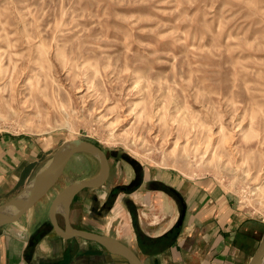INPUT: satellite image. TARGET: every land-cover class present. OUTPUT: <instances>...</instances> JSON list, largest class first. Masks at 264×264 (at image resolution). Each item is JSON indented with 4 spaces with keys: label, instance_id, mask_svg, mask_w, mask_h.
Listing matches in <instances>:
<instances>
[{
    "label": "rangeland",
    "instance_id": "rangeland-1",
    "mask_svg": "<svg viewBox=\"0 0 264 264\" xmlns=\"http://www.w3.org/2000/svg\"><path fill=\"white\" fill-rule=\"evenodd\" d=\"M11 137L45 141L49 157L72 139L100 145L120 175L101 207L119 196L140 240L142 210L159 221L150 210L164 206L176 228L185 207L192 233L215 206L242 229L236 264L248 262L264 238V0H0V139ZM87 159L52 194L100 170Z\"/></svg>",
    "mask_w": 264,
    "mask_h": 264
},
{
    "label": "crops",
    "instance_id": "crops-1",
    "mask_svg": "<svg viewBox=\"0 0 264 264\" xmlns=\"http://www.w3.org/2000/svg\"><path fill=\"white\" fill-rule=\"evenodd\" d=\"M49 149L45 141L36 138L21 137L12 139L11 137L8 140L5 138L0 139V204L8 202L21 193L28 187L37 173L51 162L56 153L49 157V154H47ZM79 155L84 156L86 159L93 156L88 153H77L70 159L66 168L71 160ZM99 171L94 175L66 183L55 194H52L51 189L18 221L0 227V264H130L126 258L112 253L96 241L79 236L70 238L61 236L51 222L50 208L57 193L71 183L95 177ZM64 173L56 185L63 181ZM111 177L112 164L110 162V176L108 179ZM119 178L120 175L116 172L111 180L112 187L120 184L117 181ZM105 186L104 184L102 187L84 188L76 193L70 203L67 215L61 206L57 212V219L61 228L64 230L68 227L71 229H85L115 237L131 247L144 264H207V260L200 258L201 254L212 249L220 250L222 247L224 249V246L227 247L229 254L235 255V259L227 263L236 264L239 261L236 256L241 252L240 244H234V242L237 238L236 233L242 231V229L234 227L233 231H230L231 226L225 227L221 223V218L217 219L219 214L216 213L215 206L210 209L211 213L202 219L205 223L210 220L207 225L203 226L201 224L204 223L201 222L199 224L200 228L192 230H196L194 231L196 233H191L189 231L195 225L190 222V230L187 232L184 224V230L182 232L179 230L176 238L168 246L167 240L163 236L172 230L173 223L169 226L163 223L167 213L164 206L158 205L157 208V205H155L156 209L150 210L151 213L155 214L154 217H162L159 221H155L151 215L150 219H145L143 213L146 211H141L140 216L146 222V226L143 225L144 223L142 226L140 225L145 236V240L142 241L136 233V226L132 222L131 210L121 207L119 196L114 198L112 205L106 204L104 208L101 207L103 202L106 201L105 198L110 197L112 193L108 190L99 191L100 188H105ZM157 190L161 191V188ZM194 202L195 204L198 203L197 194L191 200L192 204ZM147 203L151 206L152 199L149 198ZM206 208L209 207L206 206ZM124 211L128 213L130 221L123 222L121 220L122 222H119L118 220ZM106 218H109V220L104 221L103 219ZM238 225L240 226L239 223ZM146 227L147 229H145ZM146 238L159 239L156 244L162 246L156 251L154 250V254L147 253L153 241L147 242ZM245 247L246 245L242 246L243 253H245ZM227 263L224 262L223 264Z\"/></svg>",
    "mask_w": 264,
    "mask_h": 264
},
{
    "label": "water",
    "instance_id": "water-1",
    "mask_svg": "<svg viewBox=\"0 0 264 264\" xmlns=\"http://www.w3.org/2000/svg\"><path fill=\"white\" fill-rule=\"evenodd\" d=\"M77 153H88L97 158L100 162V171L95 177L71 183L57 193L50 208V219L54 228L65 238L79 236L84 239L96 241L112 253L126 258L130 264H144L139 255L131 247L115 237L85 229H71L68 227L64 230L58 223L57 212L61 201L65 200L64 212L67 215L70 203L76 193L84 188L100 187L107 182L110 176V161L106 151L100 145L86 139H72L67 141L56 152L51 162L45 165L42 170L37 173L28 187L8 202L0 204V227L18 221L31 207L46 196L50 190L54 188L64 173L70 159ZM172 191L176 190L172 188ZM24 192H26V195L21 197ZM176 194L179 195L178 192ZM13 206H17V210L14 213H5L2 211V209L11 208ZM185 213L186 208L184 207L182 209V215L179 217V220L175 225L177 228V234L182 226ZM263 259L264 238L254 255L246 264H263Z\"/></svg>",
    "mask_w": 264,
    "mask_h": 264
},
{
    "label": "bare ground",
    "instance_id": "bare-ground-1",
    "mask_svg": "<svg viewBox=\"0 0 264 264\" xmlns=\"http://www.w3.org/2000/svg\"><path fill=\"white\" fill-rule=\"evenodd\" d=\"M48 174H49V173H48ZM25 195H26V192H24V193L21 195V197H24ZM59 205L62 206V208H63V210H64V209H65V200L61 201ZM16 210H17V206H13V207H11V208H5V209H2V211H4L5 213H14ZM143 215H144V218H145V219H150V218H151V217H150V214L147 213V212H144Z\"/></svg>",
    "mask_w": 264,
    "mask_h": 264
},
{
    "label": "trees",
    "instance_id": "trees-1",
    "mask_svg": "<svg viewBox=\"0 0 264 264\" xmlns=\"http://www.w3.org/2000/svg\"><path fill=\"white\" fill-rule=\"evenodd\" d=\"M137 225V224H136ZM177 236V228H173L171 231H169L166 235L163 236V238H166V243L167 245L168 244H171L172 241L176 238ZM150 241H153V240H159V239H149Z\"/></svg>",
    "mask_w": 264,
    "mask_h": 264
},
{
    "label": "flooded vegetation",
    "instance_id": "flooded-vegetation-1",
    "mask_svg": "<svg viewBox=\"0 0 264 264\" xmlns=\"http://www.w3.org/2000/svg\"><path fill=\"white\" fill-rule=\"evenodd\" d=\"M107 156H108V154H107ZM108 158H109V156H108Z\"/></svg>",
    "mask_w": 264,
    "mask_h": 264
}]
</instances>
